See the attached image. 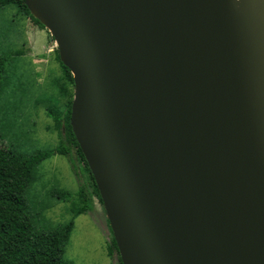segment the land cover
<instances>
[{
	"label": "water",
	"instance_id": "obj_1",
	"mask_svg": "<svg viewBox=\"0 0 264 264\" xmlns=\"http://www.w3.org/2000/svg\"><path fill=\"white\" fill-rule=\"evenodd\" d=\"M122 264H264V0H23Z\"/></svg>",
	"mask_w": 264,
	"mask_h": 264
},
{
	"label": "rangeland",
	"instance_id": "obj_2",
	"mask_svg": "<svg viewBox=\"0 0 264 264\" xmlns=\"http://www.w3.org/2000/svg\"><path fill=\"white\" fill-rule=\"evenodd\" d=\"M23 20L15 5L0 8V61L6 59L0 91V131L4 143L19 151L50 150L62 138L47 108L61 109L58 81L63 69L54 53L39 48L40 56L36 58L37 52L29 51ZM36 39L44 46L42 34ZM39 58L43 62L35 60ZM74 167L69 156L54 154L35 168L26 199L36 214L37 229L48 230L71 219V202L57 199L51 191L78 190L86 176L76 161ZM110 233L103 208L93 197V209L73 220L65 257L73 264H118L116 255L108 253Z\"/></svg>",
	"mask_w": 264,
	"mask_h": 264
},
{
	"label": "trees",
	"instance_id": "obj_3",
	"mask_svg": "<svg viewBox=\"0 0 264 264\" xmlns=\"http://www.w3.org/2000/svg\"><path fill=\"white\" fill-rule=\"evenodd\" d=\"M9 5H15L22 16L30 18L32 23L44 28L30 14L23 0H0V8ZM51 39L53 40L52 37ZM56 59L63 69L61 80L58 81L63 101L61 109L49 106L47 114L53 119L56 129L62 136L58 146L50 150L22 152L4 143L0 131V264H73L64 255L73 220L76 216L93 209V197L102 206L93 176L69 123L73 99L72 75L60 62L57 49ZM5 61V58L0 61V91ZM54 154L69 156L73 167L76 161L82 166L86 177L80 182L75 193L56 188L51 191V195L57 199L71 202L69 207L71 219L48 230L37 229L34 221L36 214L27 203L26 192L33 181L35 168L41 161ZM75 174L78 175L76 168ZM110 235L108 253L111 256L115 254L118 264H122L112 233Z\"/></svg>",
	"mask_w": 264,
	"mask_h": 264
},
{
	"label": "crops",
	"instance_id": "obj_4",
	"mask_svg": "<svg viewBox=\"0 0 264 264\" xmlns=\"http://www.w3.org/2000/svg\"><path fill=\"white\" fill-rule=\"evenodd\" d=\"M23 28L24 33H26V42L29 48V51L34 50L37 52L36 58L40 56L39 48L45 49L47 53H54L56 58V46L55 42L51 39L50 33L45 28H41L30 20V18L23 16ZM46 30V32L44 31ZM47 33V34H46ZM42 34L43 38L45 37L44 46H41L37 42V35ZM36 61H42L41 58L35 59Z\"/></svg>",
	"mask_w": 264,
	"mask_h": 264
}]
</instances>
